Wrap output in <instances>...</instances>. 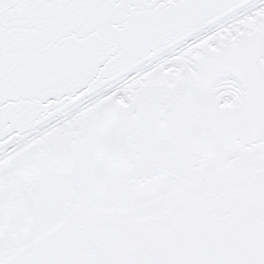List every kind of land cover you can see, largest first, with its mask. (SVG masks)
Masks as SVG:
<instances>
[{
	"label": "snow or ice",
	"instance_id": "snow-or-ice-1",
	"mask_svg": "<svg viewBox=\"0 0 264 264\" xmlns=\"http://www.w3.org/2000/svg\"><path fill=\"white\" fill-rule=\"evenodd\" d=\"M0 264H264V0H0Z\"/></svg>",
	"mask_w": 264,
	"mask_h": 264
}]
</instances>
